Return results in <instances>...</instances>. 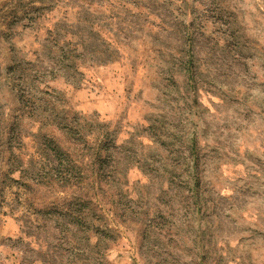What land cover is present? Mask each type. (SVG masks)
<instances>
[{"label": "rangeland", "instance_id": "obj_1", "mask_svg": "<svg viewBox=\"0 0 264 264\" xmlns=\"http://www.w3.org/2000/svg\"><path fill=\"white\" fill-rule=\"evenodd\" d=\"M0 264H264V0H0Z\"/></svg>", "mask_w": 264, "mask_h": 264}, {"label": "trees", "instance_id": "obj_2", "mask_svg": "<svg viewBox=\"0 0 264 264\" xmlns=\"http://www.w3.org/2000/svg\"><path fill=\"white\" fill-rule=\"evenodd\" d=\"M186 69L188 70V68H186ZM52 152H53L54 159L58 162L57 165L60 166L62 163V157H61L62 152L59 149L57 150L56 148H54Z\"/></svg>", "mask_w": 264, "mask_h": 264}]
</instances>
